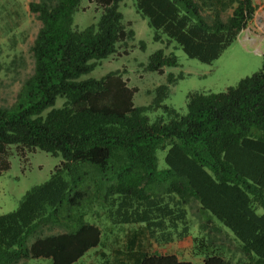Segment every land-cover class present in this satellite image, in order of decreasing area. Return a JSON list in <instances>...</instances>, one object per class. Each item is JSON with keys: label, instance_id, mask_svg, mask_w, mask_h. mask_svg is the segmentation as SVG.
<instances>
[{"label": "trees", "instance_id": "obj_1", "mask_svg": "<svg viewBox=\"0 0 264 264\" xmlns=\"http://www.w3.org/2000/svg\"><path fill=\"white\" fill-rule=\"evenodd\" d=\"M83 1L30 3L42 23L35 70L17 102L0 106V175L10 168V146L22 156L39 149L63 162L18 210L0 216V264L82 263L122 232L126 242L111 264H192L148 251L140 235L158 246L192 237V253L203 264H264V55L261 69L237 86L190 93L185 115L163 105L174 74L155 90L151 106L136 107L137 89L119 72L81 80L135 39L120 10L125 0H88L102 14L81 30L75 15ZM134 6L155 41L165 37L206 64L238 40L256 13L254 0H134ZM178 66L175 54L159 50L146 70L163 75ZM59 98L65 103L55 108ZM161 108L170 120L152 123L147 111ZM166 150L161 169L158 152ZM94 211L110 232L89 221ZM222 233L238 242L240 256L219 241Z\"/></svg>", "mask_w": 264, "mask_h": 264}, {"label": "rangeland", "instance_id": "obj_2", "mask_svg": "<svg viewBox=\"0 0 264 264\" xmlns=\"http://www.w3.org/2000/svg\"><path fill=\"white\" fill-rule=\"evenodd\" d=\"M7 1V0H6ZM4 0V2H6ZM37 0H20L15 25L0 22V106L12 107L18 99L25 82L34 74L35 61L33 47L42 23L37 16L30 13L29 5ZM1 4V3H0ZM256 13L248 27L240 34L222 56L211 64L202 63L191 59L175 43L167 45L166 38L162 42L154 39V31L149 27L148 21L142 18L135 9L134 0H125L121 3V12L125 17L128 30H134L136 35L128 45H120L118 52L109 59L99 63V66L90 74L81 77V80L90 78L101 79L113 72H119L128 86L137 89L134 97L136 107H149L153 104L155 90L168 83V76L174 74L178 78L176 84L170 86L169 96L163 105L174 108L180 114L187 113V98L190 93H222L230 87L258 72L262 67L264 55V0H254ZM101 10L95 3L84 0L81 10L75 15V26L78 29L97 24L101 17ZM141 43L146 45L141 49ZM159 50H164L167 55L175 54L179 66L165 68V73L160 75L146 70L151 56ZM65 99L59 98L55 108H62ZM51 109L45 112V115ZM147 116L153 123L163 119L169 121L170 117L164 109L149 110ZM8 159L9 170L0 175V216L12 213L19 209L26 194L34 187L44 184L50 178L55 169L61 165L63 158L55 157L42 150L32 153L26 151L22 156L17 146H10ZM166 151H159V167L165 168L164 158ZM262 209L259 214H263ZM104 215V211H100ZM95 217V211L89 217L91 223L102 228V231L110 232L113 227L109 222ZM194 235H198V224H193ZM135 228L134 230H136ZM64 230L57 229L55 233ZM113 236V235H112ZM219 241L237 253L238 242L229 239L224 233L218 234ZM105 246L92 250L78 264H111L113 255L120 244L126 242V237L121 235L104 240ZM137 242H142L148 251L162 254H183L193 247V238L174 242L167 246H158L140 235ZM120 243V244H119ZM105 260V263L104 261ZM36 264H49L47 260L37 261ZM103 261V262H102ZM22 264V263H21Z\"/></svg>", "mask_w": 264, "mask_h": 264}, {"label": "crops", "instance_id": "obj_3", "mask_svg": "<svg viewBox=\"0 0 264 264\" xmlns=\"http://www.w3.org/2000/svg\"><path fill=\"white\" fill-rule=\"evenodd\" d=\"M19 1L20 0H7L6 2H4V0H0V3H1L0 4V22L4 21L5 24H7V26L11 24L15 25V22L17 21V17L20 16V13H18ZM29 9H30V5H29ZM164 255H168V254H164ZM174 255H176L182 261L191 262L192 264H203V258L195 257L192 253V248H190L188 252H184L183 254H181V256L180 254L179 255L174 254ZM34 260L35 259H30L29 261L22 263V264H36ZM36 260L41 261V262L44 260H47L49 261L48 262L49 264H52L51 259L48 260L45 258H40Z\"/></svg>", "mask_w": 264, "mask_h": 264}]
</instances>
